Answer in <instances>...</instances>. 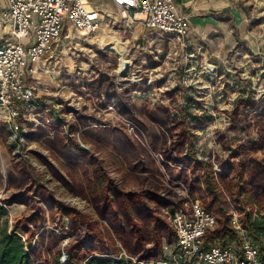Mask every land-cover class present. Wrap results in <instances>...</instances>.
I'll list each match as a JSON object with an SVG mask.
<instances>
[{"label":"rangeland","instance_id":"1","mask_svg":"<svg viewBox=\"0 0 264 264\" xmlns=\"http://www.w3.org/2000/svg\"><path fill=\"white\" fill-rule=\"evenodd\" d=\"M235 1L247 20L242 29L243 36L237 33L231 41H224L220 47H209L199 54L182 51L161 35L143 29L138 21L125 17L123 13H118L112 20L107 19L96 35H82L69 28L64 34L69 37L64 39L59 63L50 66L52 78L37 75L43 84L49 85L50 94L43 102L48 112L40 118L41 123L30 127L23 141L13 142L10 132L0 122V204L15 195L25 196L32 185L84 214L99 218L88 192V178L93 177V169L89 167L85 171L87 163L82 156L102 159L109 175L125 192H141L147 198L158 192L162 194L166 188L176 191L168 177L132 172L126 167L124 159L125 168L117 170L110 148L89 138L83 130L76 133L70 131L73 114L69 113V106L78 105V109L87 112L97 110L113 124L123 125L159 162L162 141L158 143L159 150H153L151 139L141 126L111 107L101 108L93 92L83 86L87 79L101 72L115 75L116 79L128 81L139 88L133 93V99L140 114H144L143 118L152 127L151 121L145 117L149 111L159 112L168 108L173 114H178L182 108L190 109L198 124L202 123L196 129L199 138L195 144L197 156L211 161L214 167L222 163L219 160L225 162L230 154L218 142L217 133L230 125L231 111L240 98L247 100L254 97L258 100L264 94V0ZM112 46L117 47L124 54L123 59L131 63L126 75L118 71L121 59L114 53L116 51L109 49ZM251 136L258 137L256 130L251 132ZM67 149L74 152L72 161L62 156ZM42 157L58 170L46 164ZM257 157L261 159L264 154ZM157 164L165 172L164 167ZM60 174L62 177H59ZM179 185L182 188L179 192L183 191L185 186ZM30 195L37 196L38 191L34 193L33 190ZM37 199L42 204L47 222L37 237L43 234L44 229L58 234L61 239L57 246L62 250V260L65 253L68 255L65 248L74 238L57 229L53 222L59 221L65 230L68 223L60 220L58 209L53 212L42 202V198ZM6 208L10 228L35 211L34 206L25 203L6 205ZM175 244L164 246V257L171 262Z\"/></svg>","mask_w":264,"mask_h":264},{"label":"trees","instance_id":"2","mask_svg":"<svg viewBox=\"0 0 264 264\" xmlns=\"http://www.w3.org/2000/svg\"><path fill=\"white\" fill-rule=\"evenodd\" d=\"M83 86L93 92L101 108L111 107L141 126L151 139L153 150H159L158 143L162 141L159 162L123 125L113 124L97 110L87 112L78 106H69V113L73 114L70 131L83 130L89 138L110 148L117 170L125 168L124 159L132 172L168 177L176 191L166 188L162 194L158 192L147 198L141 192H125L109 175L102 159L82 156L87 163L85 171L89 167L93 169V177L88 178V192L99 218L84 214L47 195L45 190L30 185L25 196L15 195L0 204V264H63L62 250L57 246L61 239L58 234L44 229L37 237L47 224L38 197L51 211L58 209L60 220L68 223L65 230L59 221L53 222L57 229L74 238L65 248L68 264H171L164 257V246L176 243V232L166 211L169 208L185 209L186 198L180 194L182 188L179 184H183L189 195L200 201L217 219V226L208 234V248L241 244L240 235L230 223L232 205L228 198H231L247 210L242 218L246 237L259 243L264 251V157H257L264 154V94L258 100L240 98L231 111L230 125L216 134L218 142L230 154L225 162L219 160L222 162L221 173H216L211 161L197 156L195 144L199 138L196 129L202 123L198 124L190 109L182 108L178 114L168 108L149 111L145 117L151 121L152 127L134 102L133 93L139 89L136 85L101 72L87 79ZM253 130L258 133L257 138L251 136ZM73 153L67 149L62 156L72 161ZM42 158L58 170L47 158ZM33 190L34 193L38 191L37 196L30 195ZM14 203L29 204L35 207V211L10 228L6 205Z\"/></svg>","mask_w":264,"mask_h":264},{"label":"built area","instance_id":"3","mask_svg":"<svg viewBox=\"0 0 264 264\" xmlns=\"http://www.w3.org/2000/svg\"><path fill=\"white\" fill-rule=\"evenodd\" d=\"M8 1V9L0 16V122L13 142H21L48 112L43 102L50 95L49 85L37 75L52 78L50 66L59 63L64 39L69 37L65 32L71 28L82 35H96L105 17L87 0ZM113 1L125 17L142 23L148 32L161 35L182 51L191 49V18L176 0ZM214 168L221 173L220 165ZM180 194L186 198L185 209L166 211L176 232L171 264H264L262 246L246 237L244 207L228 198L232 205L230 223L241 244L208 248V234L217 226L216 217L185 187Z\"/></svg>","mask_w":264,"mask_h":264},{"label":"crops","instance_id":"4","mask_svg":"<svg viewBox=\"0 0 264 264\" xmlns=\"http://www.w3.org/2000/svg\"><path fill=\"white\" fill-rule=\"evenodd\" d=\"M176 1L182 11L191 18L192 31L189 37L191 49L189 52L199 54L209 47H220L224 41H231L237 33L243 36L242 29L247 20L235 0ZM87 2L103 14L105 21L112 20L117 17L118 13H122L121 8L113 0H87ZM8 6V0H0V16L8 9ZM137 24L142 25L140 22ZM143 29H145L144 26Z\"/></svg>","mask_w":264,"mask_h":264},{"label":"water","instance_id":"5","mask_svg":"<svg viewBox=\"0 0 264 264\" xmlns=\"http://www.w3.org/2000/svg\"><path fill=\"white\" fill-rule=\"evenodd\" d=\"M121 65L123 66V71L125 72L124 74L126 75L129 71V68H130L129 60H123V62H121ZM61 261L63 264H68V255L66 253L63 255Z\"/></svg>","mask_w":264,"mask_h":264},{"label":"bare ground","instance_id":"6","mask_svg":"<svg viewBox=\"0 0 264 264\" xmlns=\"http://www.w3.org/2000/svg\"><path fill=\"white\" fill-rule=\"evenodd\" d=\"M104 40V39H103ZM110 50L112 49L113 51H116V53L118 52V55H119V57H120V59H121V62H123V60H125V59H123V58H125L124 57V54H122V52L120 53L119 51H118V49H117V47H115V46H112L111 48H109ZM130 62V61H129ZM209 69V68H208ZM210 69H213L212 67L210 68ZM120 73H122L123 75H124V71H123V66L121 65L120 67H119V70H118ZM209 71V70H208ZM211 72V71H210Z\"/></svg>","mask_w":264,"mask_h":264}]
</instances>
